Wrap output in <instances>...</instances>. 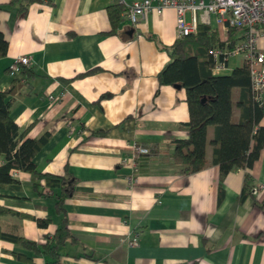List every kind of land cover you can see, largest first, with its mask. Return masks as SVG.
<instances>
[{
	"label": "crops",
	"instance_id": "1",
	"mask_svg": "<svg viewBox=\"0 0 264 264\" xmlns=\"http://www.w3.org/2000/svg\"><path fill=\"white\" fill-rule=\"evenodd\" d=\"M9 1L0 0V6ZM113 5V0H42L24 15H17L16 6L0 9L7 42L0 92L7 93L9 117L20 131L28 128L27 138L47 136L33 159L40 173L66 171L75 181L61 206L69 237L56 248L55 264H264V189L256 190L264 187V149L249 169L224 178L220 202L212 127L205 131L206 168L175 174L173 143L187 139L185 94L156 81L167 61L159 48L177 39L175 14L166 9L137 25L123 21L108 34L107 8ZM212 31L226 40L227 31ZM240 36L238 31L235 42ZM258 47L264 50V41ZM21 57L31 59L29 78L9 74ZM241 62L229 59L217 75ZM103 95L109 97L100 99ZM237 98L233 89L234 124ZM258 125L264 127V105ZM134 146L148 153L132 169L121 160ZM10 178L15 184L0 186V209L9 212L0 214V264H54L1 237L43 244L62 218L43 182L41 192L49 195H37L27 173L13 171ZM245 178L248 193L239 200ZM36 219L47 223L38 227ZM134 237V246L120 241Z\"/></svg>",
	"mask_w": 264,
	"mask_h": 264
},
{
	"label": "trees",
	"instance_id": "2",
	"mask_svg": "<svg viewBox=\"0 0 264 264\" xmlns=\"http://www.w3.org/2000/svg\"><path fill=\"white\" fill-rule=\"evenodd\" d=\"M41 1L10 0L0 6V9L16 6L17 15H24L29 6ZM120 12L121 7L116 4L107 8L111 26L108 34H113L114 29L123 22ZM238 31L236 28H228L226 40L220 41L215 31L205 25H197L194 34L177 38L167 48H159L166 53L167 61L156 74L157 84L182 89L188 110V121L185 124L187 139L173 143L171 157L177 168L174 173L190 175L206 168L205 131L207 127H212L213 136L209 144L212 147L211 163L218 169V202L223 196L224 178L235 170L249 169L264 149V127L258 125L263 116V106L253 100L249 74L244 62L227 75H213V63L207 55V51L214 47L225 45L228 50L231 49ZM6 50L7 42L0 32V59L6 55ZM16 74L21 78H29L33 73L30 67L19 65ZM233 89L238 90L235 106L240 113L235 124L231 122ZM106 97L109 95H103L100 99ZM9 115L10 103L7 93L0 92V186L15 184L10 178L13 171L27 173L32 178V190L37 195H49V192H41L40 182H43V188L52 193L55 200L54 210L61 214L62 218L51 241L46 240L43 244H35L18 236L1 237L36 255L46 256L55 264L59 258L56 248L69 237L61 206L63 201L70 197L75 181L66 171L61 176L40 173L33 159L46 142L47 136L44 134L37 139L27 138L28 128L20 131ZM95 134L97 133H92ZM246 182L247 178L244 179L239 200L244 199L248 193ZM5 213L9 212L0 209V214ZM34 222L38 227H44L47 223L46 220L39 219Z\"/></svg>",
	"mask_w": 264,
	"mask_h": 264
},
{
	"label": "built area",
	"instance_id": "3",
	"mask_svg": "<svg viewBox=\"0 0 264 264\" xmlns=\"http://www.w3.org/2000/svg\"><path fill=\"white\" fill-rule=\"evenodd\" d=\"M113 2L122 8L120 18L130 25H137L146 15L159 16L166 9L172 10L177 38L194 34L197 25H205L223 33L230 27L241 31L240 38L231 49L222 45L207 51L213 63L211 73L217 75L224 72L229 59L240 58L248 70L253 100L264 105V50L258 47V42L264 41V0H141L131 5L124 0ZM186 15L189 19H186ZM19 65L30 67L31 59L18 58L10 66L9 74H16ZM147 153L146 149L134 146L129 158L121 160V164L127 163L135 169L138 158ZM263 189L262 186L256 187L257 191ZM120 241L127 246H134L137 238Z\"/></svg>",
	"mask_w": 264,
	"mask_h": 264
}]
</instances>
